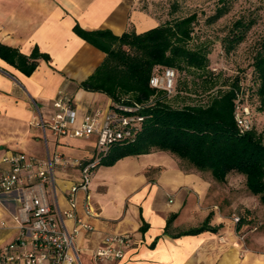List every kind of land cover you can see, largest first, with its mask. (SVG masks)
<instances>
[{"label": "crops", "instance_id": "obj_1", "mask_svg": "<svg viewBox=\"0 0 264 264\" xmlns=\"http://www.w3.org/2000/svg\"><path fill=\"white\" fill-rule=\"evenodd\" d=\"M143 0H0V43L30 55L34 46L50 55L38 59L31 75L0 58V170L5 157L24 152L44 161L60 154L68 160L89 161L98 154L97 135L88 138L68 134L54 136L50 128L35 122L51 121L53 102L60 92L72 96L77 124L89 112L110 108L105 94L78 86L100 64L104 52L73 31L110 29L120 34L129 27L136 32L155 27ZM58 202L67 206L66 189L77 182L79 167L57 165L54 169ZM222 188L203 174L187 169L165 151L128 155L113 165H99L91 175L88 197L78 194V214L93 225L75 240L81 264H264V244L258 236L239 232L229 213L233 203L224 201ZM20 191L0 197V248L17 232L14 216ZM96 214L85 212L84 204ZM230 205V206H229ZM208 224L216 228L193 234L179 231ZM173 217L168 231L167 220ZM69 226L72 221L68 220ZM146 225L141 230L142 225ZM131 233L133 244L122 259L95 261L92 253L107 233ZM250 233V232H249Z\"/></svg>", "mask_w": 264, "mask_h": 264}, {"label": "trees", "instance_id": "obj_2", "mask_svg": "<svg viewBox=\"0 0 264 264\" xmlns=\"http://www.w3.org/2000/svg\"><path fill=\"white\" fill-rule=\"evenodd\" d=\"M157 2H142L143 8L158 22L143 32L129 27L113 34L107 28L85 30L79 23L73 25L78 36L105 54L78 86L105 93L112 105L132 102L142 105L138 113L144 120L137 124L134 136L110 145L100 158V165H113L128 155L165 151L187 169L208 176L224 193L230 189L229 178L233 174L241 175L247 191L264 206V134L254 127L257 114H264V45L252 57L250 79L244 82L237 75L203 104L187 103L186 97H196V93H190L186 73L192 72L200 78L210 73L211 50L205 42L193 41L195 25L199 22L196 11L177 15L180 4L172 0L164 18L152 12ZM215 3L213 12L206 16L208 23L219 20L230 9L229 0ZM254 23V19L246 20L244 16L234 20L221 39L224 51L229 53L239 46ZM31 51L26 55L0 43V58L28 76L38 66L39 58L50 59L37 46ZM165 69L174 70L172 93L150 84L152 75H163ZM205 77V81L211 79ZM237 106L249 108L251 127L244 133L238 130L234 116ZM224 201L230 203L226 197ZM239 217L235 228L245 232L253 222L252 217L248 213ZM209 219L210 216L202 225L179 231L175 236L207 229L215 231L208 224ZM172 221L173 217L167 220L164 231H168ZM145 227L143 224L140 229Z\"/></svg>", "mask_w": 264, "mask_h": 264}, {"label": "built area", "instance_id": "obj_3", "mask_svg": "<svg viewBox=\"0 0 264 264\" xmlns=\"http://www.w3.org/2000/svg\"><path fill=\"white\" fill-rule=\"evenodd\" d=\"M174 70L165 69L163 75H152L150 84L172 93ZM72 97L60 92L53 102L55 113L48 123L41 116L35 122L43 128L49 127L54 136L68 134L72 137L88 138L97 135L98 154L89 161L68 160L55 153L44 161L28 156L24 152L11 153L5 157L7 168L0 170V197L19 190L15 198L18 203L14 216L17 232L14 238L0 248V264H81L75 240L83 232L93 230V225L77 212L78 194L88 197V187L94 169L100 165V158L109 150L110 145L124 138H132L137 124L143 116L138 112L142 108L137 102L131 104L114 103L101 112L96 110L84 115L77 124L76 110ZM238 130L246 132L251 127L248 106H237L235 112ZM79 167L77 182L66 189L67 206L63 209L58 202V193L54 169L57 165ZM87 215L96 214L93 207L84 204ZM234 222L240 217L233 215ZM68 220L72 221L69 226ZM1 226L6 223L0 222ZM133 244L131 233H107L102 245L95 248L92 258L95 261L122 259L125 251Z\"/></svg>", "mask_w": 264, "mask_h": 264}, {"label": "rangeland", "instance_id": "obj_4", "mask_svg": "<svg viewBox=\"0 0 264 264\" xmlns=\"http://www.w3.org/2000/svg\"><path fill=\"white\" fill-rule=\"evenodd\" d=\"M172 0H159L154 7L153 13H159L164 18L169 12V5ZM217 0H178L180 9L177 15L196 11L199 22L195 25L194 42H205L209 46L210 52V73L203 74L204 77L187 72L188 86L192 89L191 94L196 93V97H186V101L191 103H202L215 96L223 86L232 81L239 75L243 81L251 77V62L253 55L261 48L264 43V0H229L230 9L214 23L206 22V16L211 14ZM242 16L245 19H254L255 23L249 29L245 39L233 51L226 53L221 45V39L229 31L230 24ZM211 76V79L205 81ZM195 92V93H194ZM193 97V98H192ZM255 129L264 134V114H257L254 120ZM225 197L229 204L233 203V208L229 213L232 223L233 215L248 213L252 217V223L249 228L248 238L254 234L259 237L260 243L264 244V206H262L256 197L252 196L244 186V179L241 175L233 174L228 181ZM230 190V191H228ZM230 206V205H229ZM250 232V233H249Z\"/></svg>", "mask_w": 264, "mask_h": 264}]
</instances>
